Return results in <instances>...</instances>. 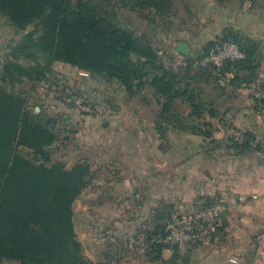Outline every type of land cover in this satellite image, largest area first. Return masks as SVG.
Returning a JSON list of instances; mask_svg holds the SVG:
<instances>
[{
    "label": "trees",
    "instance_id": "obj_1",
    "mask_svg": "<svg viewBox=\"0 0 264 264\" xmlns=\"http://www.w3.org/2000/svg\"><path fill=\"white\" fill-rule=\"evenodd\" d=\"M177 1L0 0V18L15 35L23 33L0 70V263L91 264L83 256L73 221V203L88 186L89 165L82 162L67 169L61 162L49 164L48 149L57 139L56 120L44 115L41 108L39 113L31 111L27 93L11 92L24 80L43 81L54 63L106 83L115 82L129 98L149 90L158 106L155 130L161 138L167 129L198 136L206 142L208 155L222 151L234 158L260 151L255 133L226 125L217 101L258 83L263 42L226 28L200 54L190 51L187 57L181 56L186 66L172 68L179 59H175L176 50L173 55L160 50L148 28L139 33L129 23L123 25L121 15L126 11L168 33L174 26ZM29 26L33 29L26 32ZM227 41L239 47L242 59L220 68L191 65ZM21 58L30 65L18 63ZM259 89H264L262 82ZM253 98L264 106V99ZM179 103L187 107V114L177 109ZM212 119H219L226 137L215 138L219 128ZM236 132L241 133L240 140L234 138ZM217 202L223 201L218 196L206 198L194 211ZM176 213L170 201L160 199L139 225L132 240L141 239L146 262L186 264L184 253L159 242ZM224 229L225 215L217 221L210 243L221 238ZM107 247L110 253L112 246ZM165 250L171 251L168 260L162 256ZM119 259L108 258L112 263Z\"/></svg>",
    "mask_w": 264,
    "mask_h": 264
},
{
    "label": "rangeland",
    "instance_id": "obj_2",
    "mask_svg": "<svg viewBox=\"0 0 264 264\" xmlns=\"http://www.w3.org/2000/svg\"><path fill=\"white\" fill-rule=\"evenodd\" d=\"M251 3L253 5L248 7L246 0H179L176 2L174 26L168 33L155 24L150 28V23L140 21L129 12L123 11L121 16L123 25L129 23L139 33L150 29L155 45L162 51L172 54L177 43L184 42L190 51L200 54L203 46L218 41L226 28L235 26L239 31L253 30L254 33L264 34V0H251ZM254 20L258 23H254ZM32 29L29 26L26 32ZM22 35H15L4 19L0 18V70L6 59H11L10 48L20 41ZM262 40L264 42V35ZM174 56L175 59L182 58L180 54ZM18 63L30 65L23 58ZM52 70L43 81L32 83L24 80L11 92L27 93L31 111L34 109L35 112L37 107L39 111L35 113H39L41 108L44 115L56 120L57 139L48 149L49 164L61 162L67 169L82 162L89 165L88 186L73 203L74 231L82 246L83 256L91 264H112L103 258L108 253L107 246H112L109 248L110 253L115 252V258H120L116 264H166L164 261L146 262L141 239L132 240L139 225L148 216L140 210L145 209L142 207L145 204L143 197L151 189L149 185L153 178L151 181L148 177L144 182L134 183V187L131 186L130 191L124 193L122 176L129 171L128 167L131 170L139 169V165L132 163L141 157L146 164L144 166L140 162L141 171L153 175L159 172L173 177L169 183L165 182L166 186L173 188L175 184L178 188L181 185L177 178L186 175L184 169L188 168L187 158L193 155L199 157L205 152L201 148L199 151L194 141L187 142L184 135L170 129L161 138L155 130L158 106L149 90L129 98L117 83H106L89 75L82 76L79 70L69 65L54 63ZM258 82L264 84V58ZM256 84L248 89L237 90L236 94H249L254 99L252 91ZM234 103V100L224 97L217 101L221 110L229 106L233 108ZM87 108L89 112L83 111ZM177 109L183 114L188 112L187 107L180 103ZM109 112L113 113V117L107 114ZM130 138L133 145L127 149ZM196 151L198 154H195ZM21 152L26 155L25 150ZM156 183L162 185L159 180ZM133 191L138 197L132 195ZM161 191L162 188L160 190L157 187L155 193ZM185 196L180 192L175 198L178 203H182ZM97 201L102 203L97 204ZM200 204L202 202L198 203L197 200L184 203L176 214L192 212ZM117 224L124 227L135 225L132 232L135 234L129 235V231L125 230L127 235H112L109 231ZM214 247L213 242L195 247L188 254L186 251L184 255L189 257L186 264H207L210 256L215 254L217 248ZM164 252L167 255L168 252Z\"/></svg>",
    "mask_w": 264,
    "mask_h": 264
},
{
    "label": "crops",
    "instance_id": "obj_3",
    "mask_svg": "<svg viewBox=\"0 0 264 264\" xmlns=\"http://www.w3.org/2000/svg\"><path fill=\"white\" fill-rule=\"evenodd\" d=\"M256 22L254 20V23ZM244 32L263 42V32L254 33L253 30ZM261 50L264 53V46ZM244 91L247 92V90ZM230 100L235 102L233 108L229 106L221 110L218 106L226 125L232 124L238 129L255 133L260 151L234 158L226 156L222 151L208 155L205 152L207 144L206 142L203 144L200 137L186 132L173 131L184 135L187 142L194 141L199 146L198 150L202 149V152H205L199 157L193 155L192 158H187L188 168L184 169L186 175L177 178L182 187L177 188L175 184H173V188L166 186V183L172 181L173 177L164 176L159 172L153 175L141 171L140 162L144 166L146 164L143 158L138 157L136 161L133 160L132 164L139 165V169L131 170L128 167L129 171L122 176L123 192L130 191L131 186L136 182H144L148 180V177L151 181L153 178L152 184L149 185L151 189L143 197L145 204H142V207L145 209L140 210V212H145L148 215L160 199L170 201L177 211L183 207L184 203H192L195 200L200 203L206 198L218 196L227 205L228 211L225 215L224 235L218 241H214V248L217 249L214 250L215 254L210 256L207 264H264V106L253 102L249 94L247 96L236 94ZM107 114H111L113 117L112 112ZM218 120L212 119L210 121L219 128L215 138L222 139L226 137L227 130L221 127ZM131 138L129 143L127 142V149L133 145ZM195 154H198V151ZM158 180L162 185L156 183ZM157 187H160V190L162 188L159 194L155 193ZM180 192L186 195L182 203H178L176 200V196ZM195 194L198 196L196 197ZM132 195L138 197L135 195V191L132 192ZM253 196H256V199H252ZM97 202V204L102 203L101 201ZM139 208H141V204ZM125 230L129 231V235H134L135 233L132 234V232L135 230V225L128 224L124 227L117 224L110 229L109 233L117 236L120 233L126 234ZM165 251L168 252L167 255H164L165 252L163 251L164 256H162L164 260H168L171 253L169 250ZM107 254L105 257L103 256L104 259L115 258L111 253ZM108 262L110 261L108 260ZM112 264H116V261Z\"/></svg>",
    "mask_w": 264,
    "mask_h": 264
},
{
    "label": "built area",
    "instance_id": "obj_4",
    "mask_svg": "<svg viewBox=\"0 0 264 264\" xmlns=\"http://www.w3.org/2000/svg\"><path fill=\"white\" fill-rule=\"evenodd\" d=\"M248 7H251V0H246ZM161 55V52H159ZM243 58V53L239 47L227 41L214 53L192 61V66L202 68H220L225 63L231 61H237ZM186 61L183 58H179L173 62L170 66L176 68L179 66H186ZM80 75L87 76L85 72H80ZM259 82L256 84L254 90V97L256 99H264V89H259ZM83 111L89 112L88 108ZM237 140L241 139V133L236 132L233 134ZM252 199H256L253 196ZM228 211V207L224 202H217L216 204L202 208L198 211H192L189 213H182L172 217L167 223L165 228V235L159 240L160 243L165 245L169 249H176L181 253L193 249L195 247L210 243L213 236L217 221L220 220Z\"/></svg>",
    "mask_w": 264,
    "mask_h": 264
},
{
    "label": "water",
    "instance_id": "obj_5",
    "mask_svg": "<svg viewBox=\"0 0 264 264\" xmlns=\"http://www.w3.org/2000/svg\"><path fill=\"white\" fill-rule=\"evenodd\" d=\"M124 27V26H123ZM153 27V24H150V28ZM176 52L178 54H180L181 56H185L187 57L190 54V49L188 47V45L184 42H178L175 48ZM39 108H35V112H38ZM182 261L184 262H188L189 261V257L187 255H183L182 256Z\"/></svg>",
    "mask_w": 264,
    "mask_h": 264
}]
</instances>
